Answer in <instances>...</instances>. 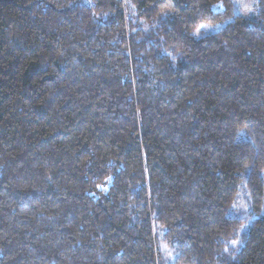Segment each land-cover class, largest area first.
I'll return each mask as SVG.
<instances>
[{"label":"trees","instance_id":"16d2710c","mask_svg":"<svg viewBox=\"0 0 264 264\" xmlns=\"http://www.w3.org/2000/svg\"><path fill=\"white\" fill-rule=\"evenodd\" d=\"M263 202L264 0H0V264H264Z\"/></svg>","mask_w":264,"mask_h":264},{"label":"rangeland","instance_id":"374dc122","mask_svg":"<svg viewBox=\"0 0 264 264\" xmlns=\"http://www.w3.org/2000/svg\"><path fill=\"white\" fill-rule=\"evenodd\" d=\"M253 0H234L235 11L241 12L243 8L247 9L251 5ZM217 26H211L207 24H202L199 28L194 31L195 36H202L205 32H210ZM103 189V188H102ZM264 203V202H263ZM235 214L239 215L241 218H245L246 222L253 218V214L251 213L250 207L246 200L245 193H240L235 201L234 211ZM246 225V223H245ZM237 245V241H234L232 244L233 247ZM159 254L160 259L157 261L158 264H172V260L174 258V254L172 252V247L167 243L160 242L159 243Z\"/></svg>","mask_w":264,"mask_h":264}]
</instances>
